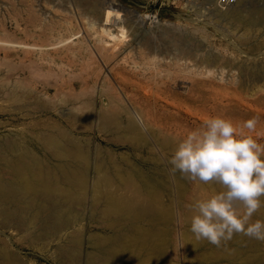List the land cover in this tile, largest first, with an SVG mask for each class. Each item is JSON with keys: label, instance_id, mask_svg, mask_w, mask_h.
I'll return each instance as SVG.
<instances>
[{"label": "rangeland", "instance_id": "obj_1", "mask_svg": "<svg viewBox=\"0 0 264 264\" xmlns=\"http://www.w3.org/2000/svg\"><path fill=\"white\" fill-rule=\"evenodd\" d=\"M239 8L244 20L258 11L260 23L215 13ZM203 9L172 0H0L1 160L28 150L47 161L56 138L87 144L93 163L111 155L122 168L164 177L170 193L163 203L174 217L164 264H204L200 251L188 252L179 237L190 229L194 202L221 189L181 178L186 193L178 198L181 176L169 173L173 152L152 143L167 139L177 146L192 120L220 114L237 124L258 117L252 135L264 145V0H238L226 11L211 8L212 14ZM181 111L192 118L184 120ZM86 222L83 255L91 251L89 236L104 232ZM0 230L20 264H58L65 239L28 241L19 230ZM254 242L264 264V241ZM141 262L133 264H150Z\"/></svg>", "mask_w": 264, "mask_h": 264}, {"label": "bare ground", "instance_id": "obj_2", "mask_svg": "<svg viewBox=\"0 0 264 264\" xmlns=\"http://www.w3.org/2000/svg\"><path fill=\"white\" fill-rule=\"evenodd\" d=\"M199 7L203 9L204 6ZM204 9L212 12L211 7ZM230 10L225 14L217 10L214 12L245 25L259 22L255 23V19L260 18L258 11L244 20L240 8ZM108 35L109 38L116 37L112 33ZM213 108L218 109V104H214ZM181 112L183 119L188 121L189 117L186 115L191 114ZM191 124L194 130L201 128L203 123L192 120ZM137 136V143H142V136ZM45 142L43 148L47 145ZM48 144L52 151L50 155H44L47 161L34 157L28 150L21 156H11L4 160L0 158V229L19 230L27 234L28 241L65 239L62 245L57 246L58 264H81V261L82 264H133L138 260L150 264L163 263L166 260L167 244L172 238L168 227L174 221L173 210L163 203V196L169 189L165 178H148L134 166L122 168L113 162L111 155L106 163L97 158L93 163L87 144L83 146L69 140L60 143L56 138ZM152 146L162 152L173 153L177 147L167 139L154 141ZM39 147L43 149L41 145ZM92 164L94 179L90 180L88 173ZM181 178L183 177L176 181L180 199L186 193ZM261 199L264 200V197ZM83 210L87 212L86 218ZM253 217L254 221L264 220V207ZM84 219H87L86 224L94 223L99 231L104 232L89 236L91 251L83 255L81 227ZM179 238L188 252L200 251L204 264L218 261L259 264L254 239L243 235H235L225 247L220 248L206 240L197 241L190 229L185 233L182 231ZM11 242V238L4 236V232L0 230V264H20L18 256L10 250Z\"/></svg>", "mask_w": 264, "mask_h": 264}, {"label": "clouds", "instance_id": "obj_3", "mask_svg": "<svg viewBox=\"0 0 264 264\" xmlns=\"http://www.w3.org/2000/svg\"><path fill=\"white\" fill-rule=\"evenodd\" d=\"M258 123V117L237 124L230 117L210 115L201 128L186 133L172 154L171 176L178 172L221 189L190 208V231L197 241L217 248L235 235L264 241V220L252 221L264 207V145L252 135Z\"/></svg>", "mask_w": 264, "mask_h": 264}, {"label": "built area", "instance_id": "obj_4", "mask_svg": "<svg viewBox=\"0 0 264 264\" xmlns=\"http://www.w3.org/2000/svg\"><path fill=\"white\" fill-rule=\"evenodd\" d=\"M238 0H172L185 5L204 6L205 8H216L226 10L237 3Z\"/></svg>", "mask_w": 264, "mask_h": 264}]
</instances>
